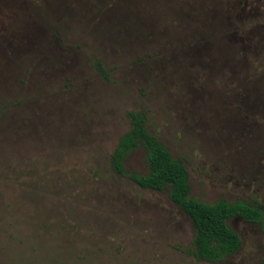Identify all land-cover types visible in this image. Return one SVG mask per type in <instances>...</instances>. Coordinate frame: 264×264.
Wrapping results in <instances>:
<instances>
[{"label":"rangeland","instance_id":"1","mask_svg":"<svg viewBox=\"0 0 264 264\" xmlns=\"http://www.w3.org/2000/svg\"><path fill=\"white\" fill-rule=\"evenodd\" d=\"M129 110L190 196L264 204V0H0V264H264V222L198 259L168 192L113 171Z\"/></svg>","mask_w":264,"mask_h":264},{"label":"trees","instance_id":"2","mask_svg":"<svg viewBox=\"0 0 264 264\" xmlns=\"http://www.w3.org/2000/svg\"><path fill=\"white\" fill-rule=\"evenodd\" d=\"M97 71L106 77L102 62H95ZM129 129L122 134L111 153V168L142 188L168 192L172 202L189 216L194 235L188 252L198 259L220 261L237 252L241 238L228 224L238 216L249 222H264V204L219 198L213 203L190 196L189 172L182 158H174L163 142L146 125L142 110H129ZM138 147L145 152L147 171L129 170L126 159Z\"/></svg>","mask_w":264,"mask_h":264}]
</instances>
